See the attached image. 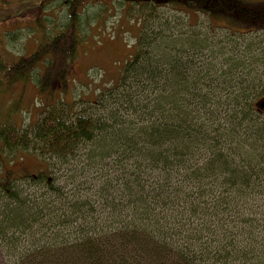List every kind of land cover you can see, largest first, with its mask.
Wrapping results in <instances>:
<instances>
[{
    "label": "trees",
    "instance_id": "16d2710c",
    "mask_svg": "<svg viewBox=\"0 0 264 264\" xmlns=\"http://www.w3.org/2000/svg\"><path fill=\"white\" fill-rule=\"evenodd\" d=\"M54 1L40 0L41 14L32 21L41 37L35 51L13 64H3L0 70L1 84L4 79L9 83L35 79L47 102L44 117L31 131L0 124V193L5 200L0 205V241L8 251L12 246L19 250L27 242L29 246L14 253L11 262L264 264V125L222 133L197 127L186 113L193 93L178 77L170 79V75L178 76V61L169 56L175 48L158 45L159 59H153L145 50L160 36L151 39L148 33L140 37L137 53L126 62L117 93L109 96L122 98L114 100L116 106L133 103V98L146 100L145 106L133 105L145 124L132 129L119 120L122 124L109 130V123L89 113V108L77 110L76 102H61L84 40L86 0H61L65 20L49 33L44 12ZM118 1L143 11L171 7L191 18L202 14L209 26L234 34L264 31V1ZM174 86H180L183 95L168 96ZM238 86L244 87L232 94L237 114L242 119H253L251 113L264 115L257 106L264 96L253 101L256 97L250 95L257 87L244 81ZM122 88L130 92L122 95ZM91 105L107 108L106 94ZM98 135H103L100 141ZM96 143L101 151L92 157L94 164L119 163V174L111 177L107 172L98 193L76 198L69 207L56 206L57 198H32L19 185L21 181L44 182L56 195L48 164L32 173L7 167L4 156L5 150L33 147L45 157L67 161L81 146ZM45 247V254L34 256Z\"/></svg>",
    "mask_w": 264,
    "mask_h": 264
},
{
    "label": "rangeland",
    "instance_id": "374dc122",
    "mask_svg": "<svg viewBox=\"0 0 264 264\" xmlns=\"http://www.w3.org/2000/svg\"><path fill=\"white\" fill-rule=\"evenodd\" d=\"M5 1L7 3L0 2V70L3 64H13L21 56L31 55L41 38L32 22L41 14L38 9L40 0ZM84 5V40L72 63L67 94L61 102H76L77 110L89 108V113H96L104 122L109 123L106 126L109 130L118 128L122 124L117 123L119 120L132 129L145 124L141 123V113L136 115L134 112L133 105L145 106L146 100L133 98V103L126 102L125 106L118 103L119 106H116L114 100L120 101L122 98L109 96L117 93L116 88L126 62L137 53L140 37L148 33L151 39L160 36L151 48L145 50L146 55L151 54L153 59H159L156 56L158 45L175 48L176 52L169 56L178 61V76L170 75V79L174 81L178 77L182 80L181 85L193 93L186 113L190 114L197 127L218 129L222 133L227 130L243 132L264 125V115L258 114V117L251 113L253 119H242L232 102V94L245 86L239 87L240 81L257 87L250 94L256 97L253 101L264 96V31L234 34L220 27L209 26L208 18L202 14H192L191 18L171 7L143 11L118 0H86ZM44 13L48 15L46 26L49 27V33L56 32L65 20L66 10L62 1H54ZM169 48L168 51H171ZM179 89L180 86H174L167 91L168 96L174 92L183 95V90ZM111 90L114 93L110 94ZM119 92L126 95L130 90L122 88ZM102 94H106L107 108L93 107L91 102ZM130 94L125 97L128 98ZM45 103L47 105L46 97L39 93L35 79L12 83L4 79L3 84L0 83V124L8 123L28 131L44 117L43 113L47 109ZM102 136L98 135L97 141ZM100 151L98 143L85 144L67 161L47 154L45 157L39 149L35 151L33 147L12 152L5 150L4 156L7 167L27 169L32 173L48 164L52 172L50 178L54 179V185L57 186L56 195L49 192L44 182L36 184L21 181L19 185L32 198L42 195L47 201L57 198L56 206L69 207L76 198L98 193L107 172L112 174L111 177L119 174V163L108 160V165L94 164L96 158L92 157ZM4 201L0 193V205ZM39 224H36V228ZM43 230L46 232V228ZM40 236L35 238L40 239ZM28 247L27 242L19 250L12 246V251H8L0 241V264H13L11 256ZM47 249L38 250L39 254L34 256H42Z\"/></svg>",
    "mask_w": 264,
    "mask_h": 264
},
{
    "label": "water",
    "instance_id": "95a60500",
    "mask_svg": "<svg viewBox=\"0 0 264 264\" xmlns=\"http://www.w3.org/2000/svg\"><path fill=\"white\" fill-rule=\"evenodd\" d=\"M257 106L259 108V110L264 112V98H262L258 103Z\"/></svg>",
    "mask_w": 264,
    "mask_h": 264
}]
</instances>
